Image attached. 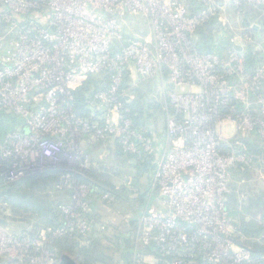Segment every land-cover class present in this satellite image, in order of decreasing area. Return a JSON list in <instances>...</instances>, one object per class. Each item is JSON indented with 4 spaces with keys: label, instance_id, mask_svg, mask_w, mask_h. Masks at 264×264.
<instances>
[{
    "label": "built area",
    "instance_id": "obj_1",
    "mask_svg": "<svg viewBox=\"0 0 264 264\" xmlns=\"http://www.w3.org/2000/svg\"><path fill=\"white\" fill-rule=\"evenodd\" d=\"M85 1L92 3V0H0V21L6 26V33L11 37L15 34L16 40L8 46L7 55L0 57V113L25 120L24 129L28 130L25 142L29 146L36 142L41 144L40 149L36 148L38 158L31 150L24 156L5 154L9 159L19 155L8 163L7 176L21 175L22 162L31 168L37 167H34L37 161L49 163L61 173L58 189L72 193L71 202L59 207L62 222H65L62 228L66 230L67 226L73 225L78 234L90 230L86 223L90 221L91 200L97 195L102 202H114V198L83 180V169L79 165L87 159L78 140L80 120L76 119L72 91L83 87L93 76H102L98 84L104 90L99 96H89L86 105L93 108L96 101H101L109 132L120 137L119 147L125 152L138 154V159L145 154L144 161L149 159L156 163L152 186L154 196L141 220L144 228H150L142 230L139 224L137 230L143 243L153 238L156 243L160 242V222H179L181 230H188L194 236L198 235L196 229L203 223L210 230L208 238L199 247L192 238L194 252L191 255L181 256L172 246L165 249L178 255L177 259L185 260L177 261V264H194L192 259L199 258V264H211L214 257L220 259L217 264H256L248 250L240 248L233 255L230 251L235 250H230L227 245L232 239L227 230L228 226L232 227L228 187L233 170L251 161L239 152L238 135L243 130L259 133L258 117L250 110L251 106L244 118L237 116L240 114L237 108L228 111L229 119L235 116L231 138H227L226 125L221 122L226 108L231 107L227 98L226 72L231 76L227 84L232 83L234 90L239 89L241 83L248 85L249 82L247 89L254 95L252 99L259 94V89L255 92L256 85L251 87L252 72L243 69L244 59L238 56L235 48L225 57L198 52L188 41L190 32L187 29L193 22L183 20L181 14H173L161 1L122 0L129 7L140 8V3H144L148 6L146 11L158 18L159 56L153 61L149 51L141 45L114 44L119 39L113 34L107 39L109 31L103 24L94 33L86 21L91 16L85 11ZM96 1L102 7L109 2L112 6L115 0ZM202 13L204 10L199 15ZM200 17L192 21H199ZM109 27L113 32V21ZM130 62L142 78L161 74L164 69L170 73L174 85L180 78L198 79L204 83L202 94L196 98H170L175 113L168 121V136L175 138L181 134L182 137L167 142V152L162 156L156 149L158 140L147 138L143 128H135L129 115L126 73ZM224 65L226 72L221 75L218 67L225 71ZM257 71V76L260 73L264 78V63ZM236 92L239 97L243 95L242 90ZM184 111L188 112L187 120L182 116ZM18 135L13 133L11 140L15 141ZM59 136L62 138L57 140ZM226 147L230 150L226 151ZM158 203L164 207L165 215H158ZM168 227L172 229L171 224ZM3 231L0 228V255L7 253L11 256L17 252L12 250L13 238L4 236ZM161 249L163 252V247ZM244 258H247L246 263L242 262Z\"/></svg>",
    "mask_w": 264,
    "mask_h": 264
},
{
    "label": "rangeland",
    "instance_id": "obj_2",
    "mask_svg": "<svg viewBox=\"0 0 264 264\" xmlns=\"http://www.w3.org/2000/svg\"><path fill=\"white\" fill-rule=\"evenodd\" d=\"M152 1H161L164 6H169L173 14H181L183 20L188 23L193 22L187 32H190L188 41L194 49H197V42L204 44L206 39L213 43L231 44V48L220 51V56L223 57L232 52L235 46L240 47L238 56L244 59L243 69L252 72L251 87L256 85L255 92L259 89V94L254 99H252L254 95H251L247 89L249 82L248 85L245 82L241 83V87L234 90L232 83L227 84L231 81V76L226 72V65H224L225 71L218 67L221 75L225 72L228 75L226 76L227 98L231 107L226 108L221 119L226 125L227 138L232 137L231 126L235 120L234 115L229 119L230 108H237L240 113L237 116L244 118L247 108L251 106L250 110L258 117L259 122L258 134L243 130L238 135L241 143L240 152L244 156L247 155L246 159L250 158L251 161L248 164L242 163L241 168L233 170L228 187L230 191L228 207L232 227L228 226L227 230L231 232L232 239L227 245L230 250H235L230 251L233 255L241 248L248 250L246 252L251 258L253 252H259L264 248V78L260 73L257 76V70L263 67L264 61L262 65L254 68L248 64L247 57L253 51L264 56V0ZM84 6L85 11L91 16L86 21L93 27L94 33L96 28L103 24L109 31L107 39L112 34L119 39L115 40L114 44L123 42L132 47H136L135 44L141 45L149 51L153 61L158 59V30H156L158 18L155 19L146 11L148 6L144 3H140V8L135 5L129 7L125 6L122 0H115L112 6L109 2L101 7L97 1L92 0V3L85 1ZM203 10L204 13L199 15L198 11ZM198 17H200L199 21H192ZM112 21L113 32L112 27H109ZM160 21L163 25L164 20ZM207 23L208 26L199 31L197 36L198 29ZM5 30L6 26L0 21V57L6 56L8 46L16 41L15 34L11 37V34L8 35ZM128 67L127 102L137 104L142 109L139 123L144 126L142 127L147 138L158 140L156 149H160L162 156L167 152V142L169 144L172 140L182 137L181 134H177L175 138L168 136V121L175 113L170 98L172 99V96L182 99L196 98L202 94L204 83L198 79L180 78L174 85L167 70L163 69L161 74L154 76L155 73L150 78H142L133 63L130 62ZM215 69L218 71L217 67ZM244 76L248 75L244 74ZM101 77H92L93 82L88 84L89 92L92 94L90 96H99L100 91L104 90L102 85L97 83L102 79ZM81 88L72 91L74 100ZM240 90L243 92L241 97L236 94V91ZM101 104V101H96L93 108L86 105L85 116H82L74 105L76 119L80 120L78 140L81 152L87 159L85 163L79 165L84 171L80 172L85 174L92 184H96L98 189L111 192L114 198V202L103 201V207L96 208V216H91L90 208V221L86 223L90 230L85 233L78 234L73 225L67 226L65 230L62 228L65 222L57 221V207L64 201L62 196L64 190L58 189V176L39 182L30 178L36 173L58 172L49 163L37 161L34 165L37 167L31 168L22 162L20 166H24L23 173L14 177L1 173L9 162L19 158L18 154L24 156L26 151L31 150L34 157L38 158L36 148L40 149L41 144L36 142L35 145L29 146L25 142V135H28V130L24 129L25 120L18 118L13 129L5 136L4 143L0 142V228L4 230V236L13 238L12 250L17 251L11 256L7 253L0 255V264H59L62 256L70 257L77 264H177V261L185 260L177 259L178 255L173 251L166 252L165 249L172 246L174 250L180 252L179 255L187 257L194 252L193 242H196V247L206 242L210 230L205 224H199L196 229L198 235L194 236L188 230H181L179 222L159 223L160 242L156 243L153 238L150 242L143 243L140 233L136 234L134 241L130 239L132 236L128 235V232L131 233L133 224H141V229L144 228V222L141 223V220L147 214V206L152 202L154 190L151 188L148 194H143L141 190L148 182L154 183L156 163L155 160L150 161L147 169L143 170L141 166L145 164V154L142 159H138V154L125 152L119 147L120 137L117 133L109 132L105 123V107ZM130 109L132 111V108ZM182 114L184 120H187L188 112L184 111ZM7 126L8 123H0V131L5 130ZM13 133H19L15 141L11 140ZM56 138L59 140L62 137ZM250 147L254 148L252 153L248 152ZM9 153L18 154L9 159L5 155ZM240 173L241 178L238 182L241 185L239 192L235 194L237 188L233 187L235 183L233 175L235 177ZM111 204L113 207L110 208ZM156 211L159 216L165 215V209L160 207L159 203ZM169 224L172 225V229L168 227ZM158 245L160 251L156 249ZM198 249L202 250L201 247ZM192 260L194 264H199L198 259ZM219 260L218 257H214L211 264H217ZM246 261L247 258H244V261L242 259V262L246 263ZM262 261L264 262V256Z\"/></svg>",
    "mask_w": 264,
    "mask_h": 264
},
{
    "label": "trees",
    "instance_id": "obj_3",
    "mask_svg": "<svg viewBox=\"0 0 264 264\" xmlns=\"http://www.w3.org/2000/svg\"><path fill=\"white\" fill-rule=\"evenodd\" d=\"M198 12H200V11H198ZM206 26H208V23L205 24L203 27H201V28L198 29L197 36L199 35V31H201ZM196 47H197V51L200 52V53H202V54H220V51L221 50H223V49H226L227 50L228 48H231V44L229 42H223L222 44L221 43L219 44L218 42L217 43L216 42L213 43L211 40L206 39V40H204V44H198V42H197L196 43ZM247 61H248V64L251 65V67L256 68V67L260 66L263 63L264 56H263L262 53L253 51V52H250L249 53V56L247 57ZM92 79L93 78H90L84 84V86L79 90V92L76 93V95H75L76 98H75V102L74 103L76 105L77 110L82 113L81 114L82 116H85L84 115V107H86V103H85L86 102V98L88 96L92 95L91 92H89L90 91V87L88 85L91 82H93ZM126 87H128L127 86V81H126ZM130 107L132 108V111H131V113L129 115H130V117L134 121L135 128H137V129L143 128L144 126L139 123L140 113L142 112V109L139 106H137V104H134L132 102L130 104ZM17 121H18V117L16 115L6 114V113H3V112L0 113V123H2V124L8 123L7 128H5V130H3V131H0V142L3 141L4 138H5V136L13 129V127H14V125H15V123ZM4 141L2 143H4ZM162 143H163V141H162ZM249 146H251V145L249 144ZM240 147L238 148L239 149V152H240ZM228 150H230V148L229 147H226V151H228ZM253 151H254V148L253 147L252 148L250 147V150L248 152L252 153ZM158 155H160V149L158 150ZM7 169H8V166H6V169H3L1 171V173L6 174ZM56 175L58 176V179H59V176L61 175V173L60 172H56L54 174H52L51 172L42 173V174L36 173V174H32V176L30 178H32V180H35L36 182H39V181H42L43 179H48L50 177L52 178V177H54ZM83 175H84V177H83L84 178L83 179L84 181H86L90 186H93V187L96 186L95 184H92L89 181V179L85 176V174H83ZM58 179H57V181H58ZM152 186H153V184L151 182L150 183L148 182L147 185H144L142 187L141 192L143 194H148L147 192L149 191V193H150L151 192L150 189L152 188ZM63 204L64 203L60 204L57 207L56 215H57V221L58 222H62V218H61V214H60V211H59V207L61 205H63ZM232 214H234V213L232 212ZM137 227H136V224L135 225L133 224L132 225L131 233H129L132 236V238L130 237V239L133 240V241H134V239L136 237V234H137V230H138ZM260 230H261V228H260ZM156 249L158 251L160 249V247L158 246ZM252 255H253L252 256L253 257V260L255 261L254 263H256V264H264V262L262 261V257L264 256V248L261 251H259V252H257V251L256 252H253ZM198 260L201 261V258H199Z\"/></svg>",
    "mask_w": 264,
    "mask_h": 264
},
{
    "label": "crops",
    "instance_id": "obj_4",
    "mask_svg": "<svg viewBox=\"0 0 264 264\" xmlns=\"http://www.w3.org/2000/svg\"><path fill=\"white\" fill-rule=\"evenodd\" d=\"M241 168V167H240ZM236 173V172H235ZM234 173V174H235ZM233 178L235 179V183L233 184V187L234 188H237L236 189V192H235V194H237V192H239V185H241L238 181H239V179L241 178V173L237 176V175H235V177H234V175H233ZM96 185V184H95ZM93 187V186H92ZM96 188H98L97 187V185L95 186ZM99 191H100V189H98ZM101 191H105V192H107V193H110V192H108V191H106V190H101ZM111 194V193H110ZM234 194V195H235ZM62 196H64V201H63V203L64 204H69L70 202H71V198H72V193H71V191L70 190H64L63 191V193H62ZM230 198V197H229ZM103 205H104V202H102L101 201V198H100V195H97L96 197H94L92 200H91V216H96V208L98 207V209H101L102 207H103ZM113 204H111V205H109V207L111 208V207H113L112 206ZM145 211V210H144ZM143 211V212H144ZM234 215V214H233ZM137 226H139V224H136V227ZM138 228V227H137ZM128 234H129V232H128Z\"/></svg>",
    "mask_w": 264,
    "mask_h": 264
},
{
    "label": "water",
    "instance_id": "obj_5",
    "mask_svg": "<svg viewBox=\"0 0 264 264\" xmlns=\"http://www.w3.org/2000/svg\"><path fill=\"white\" fill-rule=\"evenodd\" d=\"M236 51L240 52L241 51V48L238 47V46H235L234 47ZM151 160L147 159L145 161V164L143 166H141L143 170H146L149 163H150ZM59 264H77L73 259H71L70 257L68 256H62L61 259H60V262Z\"/></svg>",
    "mask_w": 264,
    "mask_h": 264
}]
</instances>
